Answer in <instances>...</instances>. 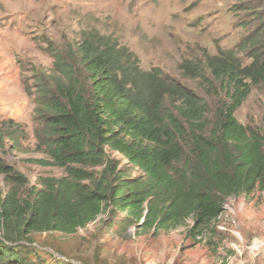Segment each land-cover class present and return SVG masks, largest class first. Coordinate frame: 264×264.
Returning a JSON list of instances; mask_svg holds the SVG:
<instances>
[{
	"label": "trees",
	"instance_id": "trees-1",
	"mask_svg": "<svg viewBox=\"0 0 264 264\" xmlns=\"http://www.w3.org/2000/svg\"><path fill=\"white\" fill-rule=\"evenodd\" d=\"M235 1L246 37L180 66L201 89L143 70L134 52L97 31L70 53L53 52L55 68L40 76L35 101L44 125L38 148L47 157L38 163L66 174L41 179L25 197L0 187V264H47L36 235L72 236L102 215L104 225L125 231H171L192 221L198 237L228 199L264 194V134L236 117L253 87L264 85V0ZM20 134L14 121L0 120V148L7 137L19 146ZM1 175L22 185L0 161Z\"/></svg>",
	"mask_w": 264,
	"mask_h": 264
},
{
	"label": "rangeland",
	"instance_id": "rangeland-1",
	"mask_svg": "<svg viewBox=\"0 0 264 264\" xmlns=\"http://www.w3.org/2000/svg\"><path fill=\"white\" fill-rule=\"evenodd\" d=\"M11 1L17 14L13 53L24 96L17 89L14 102L0 104V120L14 121L22 134L19 146L5 139L0 161L23 186L1 175L0 187L5 192L18 189L21 197L41 179L66 174L65 169L38 163L47 157L38 148L36 133L44 125L35 101L40 76L55 68L53 52L70 53L84 33L97 31L134 52L143 70L159 69L166 77L201 89L199 81L184 78L180 66L186 61L199 64L204 51L215 56L220 50L235 49L249 32L240 26L245 13L236 9L235 0H0V9L5 11ZM236 117L264 134V85L253 87ZM115 157L132 170V176L139 173L127 167L122 156ZM106 219L102 215L72 236L36 235V246L45 252L42 259L47 264H56V259L74 264H264L261 192L228 199L219 221L198 237L190 233L192 221L171 231H125L119 223L112 228L104 225Z\"/></svg>",
	"mask_w": 264,
	"mask_h": 264
},
{
	"label": "crops",
	"instance_id": "crops-1",
	"mask_svg": "<svg viewBox=\"0 0 264 264\" xmlns=\"http://www.w3.org/2000/svg\"><path fill=\"white\" fill-rule=\"evenodd\" d=\"M14 6V2L11 1L8 8L4 6L5 11L0 9V104L14 102L17 89L19 95H23L20 68L15 62L13 53L15 31H17V28L12 25L17 15L13 11ZM8 9H10V14Z\"/></svg>",
	"mask_w": 264,
	"mask_h": 264
}]
</instances>
